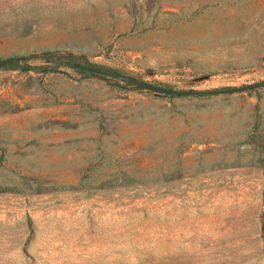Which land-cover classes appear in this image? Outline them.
<instances>
[{
    "label": "rangeland",
    "instance_id": "374dc122",
    "mask_svg": "<svg viewBox=\"0 0 264 264\" xmlns=\"http://www.w3.org/2000/svg\"><path fill=\"white\" fill-rule=\"evenodd\" d=\"M257 28L264 0H0V264H264V87L139 86L264 64L167 84L136 55Z\"/></svg>",
    "mask_w": 264,
    "mask_h": 264
},
{
    "label": "crops",
    "instance_id": "0c3cea01",
    "mask_svg": "<svg viewBox=\"0 0 264 264\" xmlns=\"http://www.w3.org/2000/svg\"><path fill=\"white\" fill-rule=\"evenodd\" d=\"M258 30V31H256ZM258 33V41L250 42ZM210 36L207 37L209 40ZM80 46V45H77ZM101 45L96 41L90 46L79 47L81 51H96ZM155 55L154 61L144 62L147 55ZM139 63L148 70L170 72L166 83H174L176 73H218L228 69L254 70L264 64V31L253 29L250 33H239L227 38L221 37L219 45L205 44L203 48L190 43L158 44L153 48L136 53ZM186 77V76H185Z\"/></svg>",
    "mask_w": 264,
    "mask_h": 264
},
{
    "label": "water",
    "instance_id": "95a60500",
    "mask_svg": "<svg viewBox=\"0 0 264 264\" xmlns=\"http://www.w3.org/2000/svg\"><path fill=\"white\" fill-rule=\"evenodd\" d=\"M8 62H9V60L3 61V62H1L0 65H5ZM81 67L85 70H88V71L103 73L102 70L95 69V68L90 67V66H81ZM139 86L143 90H148L151 92H156L159 94L169 95V96H188V95H192V94L196 93L194 91H179V90H175V89H171V88H167V87H162V86H157V85L145 83V82L139 83ZM261 87H264V82L252 84V85H248V86H243V87L228 88V89H223V90H218V91H208V92H204V94L205 95L234 94V93L245 92L248 90H253L256 88H261Z\"/></svg>",
    "mask_w": 264,
    "mask_h": 264
},
{
    "label": "trees",
    "instance_id": "16d2710c",
    "mask_svg": "<svg viewBox=\"0 0 264 264\" xmlns=\"http://www.w3.org/2000/svg\"><path fill=\"white\" fill-rule=\"evenodd\" d=\"M202 95H205L204 92H196L192 95H188V96H194V97H199V96H202ZM171 97H178V96H171ZM179 97H186V96H179Z\"/></svg>",
    "mask_w": 264,
    "mask_h": 264
}]
</instances>
